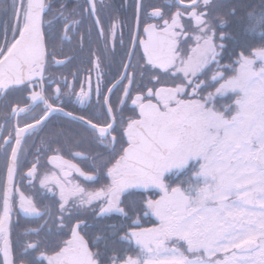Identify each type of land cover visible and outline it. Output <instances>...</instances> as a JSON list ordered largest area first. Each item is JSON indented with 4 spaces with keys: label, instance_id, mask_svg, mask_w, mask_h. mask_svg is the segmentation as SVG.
<instances>
[{
    "label": "snow or ice",
    "instance_id": "snow-or-ice-1",
    "mask_svg": "<svg viewBox=\"0 0 264 264\" xmlns=\"http://www.w3.org/2000/svg\"><path fill=\"white\" fill-rule=\"evenodd\" d=\"M0 264H264V0H0Z\"/></svg>",
    "mask_w": 264,
    "mask_h": 264
}]
</instances>
